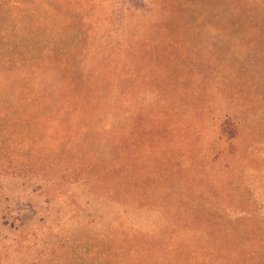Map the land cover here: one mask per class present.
<instances>
[{"label":"rangeland","instance_id":"obj_1","mask_svg":"<svg viewBox=\"0 0 264 264\" xmlns=\"http://www.w3.org/2000/svg\"><path fill=\"white\" fill-rule=\"evenodd\" d=\"M24 2L8 43L53 49L56 98L1 108L0 264L264 251V0Z\"/></svg>","mask_w":264,"mask_h":264},{"label":"trees","instance_id":"obj_2","mask_svg":"<svg viewBox=\"0 0 264 264\" xmlns=\"http://www.w3.org/2000/svg\"><path fill=\"white\" fill-rule=\"evenodd\" d=\"M26 4L24 0H5V2L0 0V25L3 24V27L0 28V109L9 107L11 108V114L13 113L12 108L20 110L23 104L45 105V103L52 102L56 98V92L52 88L57 70L54 68L55 61L52 60L53 49H48L45 56L39 57L36 55L33 57L25 53L24 49L19 53L13 51L12 44L8 43L10 38L19 42V35H21L20 29L5 24L7 15L12 13L11 9H17L15 15L11 14V18L14 20L19 19L22 16L21 14L24 13L25 15L22 18L36 14L35 9L27 7L28 4ZM7 7L9 8L7 9ZM23 32L25 33V31ZM64 67H68V65L65 64ZM73 93L71 84L66 83L64 99L70 100ZM8 117L9 114L1 109L0 120ZM9 133L7 129L0 127V148L6 147L2 136ZM12 140L10 139V141ZM2 166L3 169L0 172H6L4 171L5 166ZM110 178L111 171L104 172L106 183ZM160 259L161 264H168L163 256ZM202 260L203 264H210V261H205L203 256ZM232 260V264H264V251L254 249L236 250L232 255Z\"/></svg>","mask_w":264,"mask_h":264}]
</instances>
